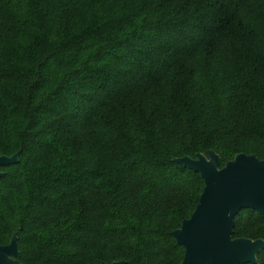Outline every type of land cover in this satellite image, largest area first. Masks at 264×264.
<instances>
[{
    "label": "trees",
    "instance_id": "trees-1",
    "mask_svg": "<svg viewBox=\"0 0 264 264\" xmlns=\"http://www.w3.org/2000/svg\"><path fill=\"white\" fill-rule=\"evenodd\" d=\"M264 161V0H0V245L22 264H179L204 181ZM233 238L264 240L244 208ZM251 264V263H247ZM264 264V248L257 263Z\"/></svg>",
    "mask_w": 264,
    "mask_h": 264
},
{
    "label": "water",
    "instance_id": "water-1",
    "mask_svg": "<svg viewBox=\"0 0 264 264\" xmlns=\"http://www.w3.org/2000/svg\"><path fill=\"white\" fill-rule=\"evenodd\" d=\"M18 158L19 152L0 155V167L14 164ZM174 161L198 172L204 181L192 214L171 233L184 249L179 264H256L264 240L233 238L232 232L241 209H252L264 217V161L239 153L220 167V157L212 150L207 155L198 153L195 158L183 156ZM3 174L0 171V177ZM17 243L14 233L8 244L0 245V264H22ZM124 263L119 260L109 264Z\"/></svg>",
    "mask_w": 264,
    "mask_h": 264
}]
</instances>
